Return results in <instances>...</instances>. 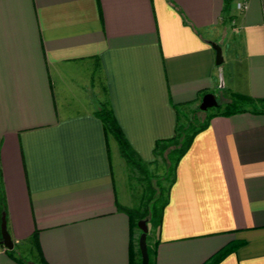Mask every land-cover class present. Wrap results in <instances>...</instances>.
<instances>
[{"label": "crops", "instance_id": "obj_1", "mask_svg": "<svg viewBox=\"0 0 264 264\" xmlns=\"http://www.w3.org/2000/svg\"><path fill=\"white\" fill-rule=\"evenodd\" d=\"M235 1L0 0V179L13 248L0 244V264H21L22 246L37 260L33 232L48 264H128L117 204L127 205L93 110L105 102L149 162L178 106L206 91L264 97V0ZM256 108L207 111L174 165L148 264H201L229 243L213 264H264V103Z\"/></svg>", "mask_w": 264, "mask_h": 264}, {"label": "trees", "instance_id": "obj_2", "mask_svg": "<svg viewBox=\"0 0 264 264\" xmlns=\"http://www.w3.org/2000/svg\"><path fill=\"white\" fill-rule=\"evenodd\" d=\"M228 0H223V7L225 8ZM229 98L223 102L221 109H216L215 111H219L222 114H229L235 111H241L244 109L250 110H260V108H256L257 104L263 105L264 97L262 98H254L248 95L239 94L235 92H229ZM174 106V105H173ZM95 116L99 119L103 131V135L106 137L108 134L111 135L116 142L117 150L119 155L124 159V161L128 164H132L136 168L145 172L143 168L144 161H141L136 154V152L131 148L125 137L123 136L119 126L115 122L111 109L105 102L99 103L97 108L93 110ZM208 114L206 113L201 121L194 127H192L188 131H181V127L177 122V118L175 119V124L173 126L172 134L163 139H155L153 141L151 147L152 160H154L157 156L160 157L162 161L165 163V167L169 172V180L164 189L160 186L158 179H155L153 184L150 186L149 195L146 197L147 205L141 212L135 210V208L123 206L117 204V207L123 210L128 218L129 225V241H128V264H139V254L135 257L133 252V241H132V227L136 226L135 221L138 218H143L145 220L153 221L156 229L158 228L161 211L163 205L166 203L167 198V189L170 182L173 180L174 176V165L179 158V156L185 151L189 141L191 139L192 134L201 129L206 124V118ZM151 160V161H152ZM150 162V161H149ZM163 192V196L161 198ZM5 211L4 206V195L1 185L0 179V212ZM31 241L33 247L36 250L37 254V262L39 264H48L39 251L36 238L34 232L31 235ZM234 243H229L219 247L216 251H214L209 257H207L201 264H213L219 258H221L225 253L232 250L234 248ZM137 247V246H136ZM5 252L8 255H12L13 248H5L3 247ZM137 253L138 250L136 249ZM147 256L149 260L148 249L146 248ZM18 259V258H16ZM19 260V259H18ZM21 264H26L23 260H20Z\"/></svg>", "mask_w": 264, "mask_h": 264}, {"label": "rangeland", "instance_id": "obj_3", "mask_svg": "<svg viewBox=\"0 0 264 264\" xmlns=\"http://www.w3.org/2000/svg\"><path fill=\"white\" fill-rule=\"evenodd\" d=\"M227 97L229 98L230 96L227 95ZM214 98L217 104L209 106L203 110L197 107L199 101H197L196 104H185L178 106L176 108L177 122L181 127V131L186 132L192 127L196 126L207 113V111L221 109L225 94L216 91L214 92ZM108 145L116 192L121 194L125 205L135 208L136 211L141 212L147 205L146 197L149 195L150 186L153 184L154 180L158 179L162 189L165 188L167 181L169 180L168 169L165 167L164 161H162L160 157L157 156L154 160L143 163V168L145 169V172H143L132 164H128L124 161V159L119 155L116 142L111 135L108 136ZM162 196L163 192L161 198ZM145 224V246L148 249V253L150 254L151 240L155 234L156 227L153 221L145 220ZM138 232V228L133 226L132 241L134 245L133 249L135 257L138 256L136 251V239ZM15 250L16 249L14 248V251ZM17 252L19 253L23 262L26 264H29L30 262L33 264H39L36 260V255L32 253V250H30V252L26 251V249L22 246Z\"/></svg>", "mask_w": 264, "mask_h": 264}, {"label": "water", "instance_id": "obj_4", "mask_svg": "<svg viewBox=\"0 0 264 264\" xmlns=\"http://www.w3.org/2000/svg\"><path fill=\"white\" fill-rule=\"evenodd\" d=\"M210 46L213 48L214 57L213 62L215 64L220 63L221 61V54L219 45L213 41H209ZM217 102L213 96V94L209 91H206L201 94L197 107L201 110L216 105ZM136 227L138 228L139 232L136 239V246L139 254V264H148V256L145 246V232H146V224L145 219L138 218L135 222ZM0 244H2L5 248H11L12 241L6 231L5 228V219L3 212H0ZM29 264H33L30 262Z\"/></svg>", "mask_w": 264, "mask_h": 264}, {"label": "built area", "instance_id": "obj_5", "mask_svg": "<svg viewBox=\"0 0 264 264\" xmlns=\"http://www.w3.org/2000/svg\"><path fill=\"white\" fill-rule=\"evenodd\" d=\"M245 1L244 0H238V1H235L234 3V7L235 9L239 10V9H243L245 7Z\"/></svg>", "mask_w": 264, "mask_h": 264}]
</instances>
